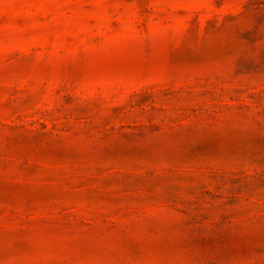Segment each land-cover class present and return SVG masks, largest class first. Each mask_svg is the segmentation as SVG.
Here are the masks:
<instances>
[{
    "label": "rangeland",
    "instance_id": "rangeland-1",
    "mask_svg": "<svg viewBox=\"0 0 264 264\" xmlns=\"http://www.w3.org/2000/svg\"><path fill=\"white\" fill-rule=\"evenodd\" d=\"M0 264H264V0H0Z\"/></svg>",
    "mask_w": 264,
    "mask_h": 264
}]
</instances>
